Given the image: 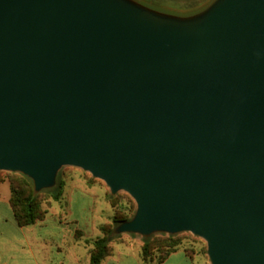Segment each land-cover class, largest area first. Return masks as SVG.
<instances>
[{"label": "water", "instance_id": "water-1", "mask_svg": "<svg viewBox=\"0 0 264 264\" xmlns=\"http://www.w3.org/2000/svg\"><path fill=\"white\" fill-rule=\"evenodd\" d=\"M133 1L0 0V171L80 168L136 202L115 234L264 264V0Z\"/></svg>", "mask_w": 264, "mask_h": 264}, {"label": "rangeland", "instance_id": "rangeland-1", "mask_svg": "<svg viewBox=\"0 0 264 264\" xmlns=\"http://www.w3.org/2000/svg\"><path fill=\"white\" fill-rule=\"evenodd\" d=\"M136 1L138 0H134L133 3ZM142 6L145 7V5ZM20 179L26 180L32 187L37 205L45 216L43 220L51 213L74 217L73 220L80 227L81 245L90 250V258L92 251L96 248V242L107 234L113 236V239L108 243L111 251L110 256L113 253V248L117 245L131 247L130 251L137 254V248H141L144 243L152 242L162 246L166 238H173L181 240L183 248L193 249L196 253L208 258L207 243L191 233L171 236L157 233L146 238L133 233L115 234L123 223L129 222L135 217L136 202L128 193L112 194L104 181L94 178L90 173L80 168L70 166L62 168L57 175L55 185L40 192H35L33 181L25 175L0 171V189H7L10 200L12 183L18 182ZM66 224L72 225L68 222Z\"/></svg>", "mask_w": 264, "mask_h": 264}, {"label": "crops", "instance_id": "crops-1", "mask_svg": "<svg viewBox=\"0 0 264 264\" xmlns=\"http://www.w3.org/2000/svg\"><path fill=\"white\" fill-rule=\"evenodd\" d=\"M140 1L187 16L205 11L216 0ZM73 218L51 213L43 221L21 227L16 221L7 189H0V264H91L90 250L81 245L80 227ZM130 248L115 246L112 255L102 264H142L141 248H137V254ZM162 264L210 263L201 254L190 255L180 250L172 253Z\"/></svg>", "mask_w": 264, "mask_h": 264}, {"label": "trees", "instance_id": "trees-1", "mask_svg": "<svg viewBox=\"0 0 264 264\" xmlns=\"http://www.w3.org/2000/svg\"><path fill=\"white\" fill-rule=\"evenodd\" d=\"M30 184L20 179L12 183V197L10 200L16 221L21 227H29L44 219V214L37 205ZM113 239L107 234L96 242V248L91 253V264H102L110 256L108 243ZM183 250L190 255L198 254L193 249L182 247L181 240L166 238L162 246L156 243H144L141 247L142 264H162L172 253Z\"/></svg>", "mask_w": 264, "mask_h": 264}]
</instances>
